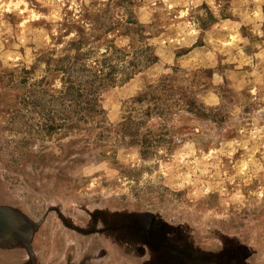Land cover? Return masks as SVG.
<instances>
[{
  "label": "rangeland",
  "instance_id": "374dc122",
  "mask_svg": "<svg viewBox=\"0 0 264 264\" xmlns=\"http://www.w3.org/2000/svg\"><path fill=\"white\" fill-rule=\"evenodd\" d=\"M6 205L41 219V264L145 262L59 213L264 264V0H0ZM11 241L0 264H30Z\"/></svg>",
  "mask_w": 264,
  "mask_h": 264
},
{
  "label": "flooded vegetation",
  "instance_id": "af4514ba",
  "mask_svg": "<svg viewBox=\"0 0 264 264\" xmlns=\"http://www.w3.org/2000/svg\"><path fill=\"white\" fill-rule=\"evenodd\" d=\"M57 217V220L60 221V226L66 230L68 229L70 234L71 232L76 231L79 232L77 235L84 238H88V236H98L103 233V229H105L106 234L113 236L111 240L113 249H115V244H118L119 242L117 241L116 243L115 241L114 243V240H121L122 245L119 249L125 250L124 252L126 256H132L135 253L136 255L144 256V264H188L191 257V264H220L218 262H211L212 257L209 254V249H202V253L199 252L195 255L194 253H191L190 258L184 263L183 245L180 246L177 242H172L168 239L167 232L163 230L165 227L162 224L153 223L154 218L152 213H145V215H141L139 219L129 221L127 224H121L123 222L121 220L115 222L114 216L111 218L110 222H107L109 220H107L106 217H102L95 223L84 219L83 221L76 223V227L71 224L70 219L64 218L60 213ZM40 220L41 219L38 221L32 220L19 209H15L14 207L8 205L0 206V242L8 243V240H13L11 242L16 245L18 244L17 246L22 245L17 247L19 249L16 250L24 252V254L27 255V258L30 259V264H41V260L38 258V256H40L39 252L41 248H38L36 252H33L34 249L32 248L37 237L41 238L40 240L46 239V237L42 236L44 233L42 231L44 225H42ZM93 225H95V229H93ZM27 240H31V248L28 247L30 245L27 244ZM139 240H143L144 248L142 249L141 247H136L140 244ZM173 241L177 240L174 239ZM89 246L92 248L90 249V252L86 251L85 255L88 253L92 254L96 249L95 244H93L92 241ZM100 250L101 252L105 251L103 249ZM88 256L89 255H87V257ZM87 257L82 259L81 264H87ZM65 258L66 256L64 255L63 259ZM212 260L220 261V257L218 259L213 257Z\"/></svg>",
  "mask_w": 264,
  "mask_h": 264
},
{
  "label": "trees",
  "instance_id": "16d2710c",
  "mask_svg": "<svg viewBox=\"0 0 264 264\" xmlns=\"http://www.w3.org/2000/svg\"><path fill=\"white\" fill-rule=\"evenodd\" d=\"M156 60H157L156 57L151 56L150 59H149L148 64H149V65H152V64H154V63L156 62ZM126 79H130V77H127Z\"/></svg>",
  "mask_w": 264,
  "mask_h": 264
}]
</instances>
